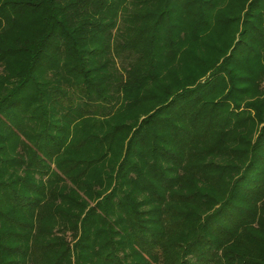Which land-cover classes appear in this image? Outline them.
<instances>
[{"label": "trees", "instance_id": "obj_1", "mask_svg": "<svg viewBox=\"0 0 264 264\" xmlns=\"http://www.w3.org/2000/svg\"><path fill=\"white\" fill-rule=\"evenodd\" d=\"M0 264H264V0H0Z\"/></svg>", "mask_w": 264, "mask_h": 264}]
</instances>
